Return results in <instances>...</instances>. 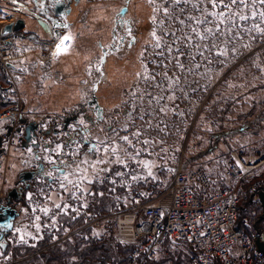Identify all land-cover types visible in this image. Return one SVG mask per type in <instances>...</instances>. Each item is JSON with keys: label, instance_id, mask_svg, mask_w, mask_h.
<instances>
[{"label": "rangeland", "instance_id": "obj_1", "mask_svg": "<svg viewBox=\"0 0 264 264\" xmlns=\"http://www.w3.org/2000/svg\"><path fill=\"white\" fill-rule=\"evenodd\" d=\"M157 12L151 34L141 38L142 73L126 100L112 102L110 113H75L50 125L34 177L19 185L26 163L18 155L15 179L0 185V213L15 211L0 223V264L21 263L44 249L12 262V250L3 254L11 241L37 248L48 237L47 247H53L87 231L111 236L112 211L137 192L163 189L186 159L200 158L193 165H207L222 186L228 184L222 175L230 149L248 161L264 157V123L261 131L232 137L220 149L207 148L206 138L213 124L235 126L243 115L263 113L264 2L158 0ZM85 153L92 155L80 160ZM112 162L108 184L104 173ZM15 182L18 194L12 196ZM104 199L113 205L97 215H111L98 229L86 227L84 211L95 214ZM70 212L73 222L61 230L60 218Z\"/></svg>", "mask_w": 264, "mask_h": 264}, {"label": "built area", "instance_id": "obj_2", "mask_svg": "<svg viewBox=\"0 0 264 264\" xmlns=\"http://www.w3.org/2000/svg\"><path fill=\"white\" fill-rule=\"evenodd\" d=\"M53 34L39 54L42 60L55 59L58 45H71L70 39L64 40L69 35L68 27H56ZM34 43L35 39L21 30L0 31V63L8 70L10 77L11 68L18 60L14 45ZM0 99L11 105L0 112V185L5 187L14 148L21 151L26 163L18 185L26 182L22 179L25 172L38 169L37 157L41 154L45 131L38 119L24 113L15 82L0 90ZM261 111L263 113L243 115L235 126L230 121L211 125L206 133L209 141L207 148L210 143L213 150L220 149L221 144L232 137L261 131L264 109ZM32 122L38 123V128L32 132L28 143L27 130ZM30 147L34 148L32 154L26 153ZM85 155L92 154L85 153L80 160ZM197 158L177 164L170 180L160 191L148 196L144 192H137L132 200L123 201L120 209L112 211V235L116 243L133 248L121 264H149L156 261L159 249L168 243L181 249L187 247L192 264H264V252L256 247V239L264 241V175L260 174L264 157L248 161L244 155L230 149L229 162L223 171L228 184L223 186H216L207 165H193L195 159L200 160ZM114 167V162L109 163L104 173V181L108 184L113 181ZM231 181L237 184L233 185ZM14 184L12 188L16 189V182ZM4 191L0 189V205ZM105 216L85 210V226L98 229L103 225Z\"/></svg>", "mask_w": 264, "mask_h": 264}, {"label": "crops", "instance_id": "obj_3", "mask_svg": "<svg viewBox=\"0 0 264 264\" xmlns=\"http://www.w3.org/2000/svg\"><path fill=\"white\" fill-rule=\"evenodd\" d=\"M151 1L0 0V31L21 19V31L35 39L34 44L14 45L18 60L11 68L12 78L0 63V90L15 82L24 113L38 119L44 136L47 131L51 135L46 131L50 125L75 113H110L111 103L124 102L141 76V38L151 34L153 17L155 23L158 18V0ZM59 26L68 27L71 45L55 59H40ZM10 107L0 99V111ZM18 155L20 159L21 151L14 148L7 182L8 178L13 182L22 166Z\"/></svg>", "mask_w": 264, "mask_h": 264}, {"label": "trees", "instance_id": "obj_4", "mask_svg": "<svg viewBox=\"0 0 264 264\" xmlns=\"http://www.w3.org/2000/svg\"><path fill=\"white\" fill-rule=\"evenodd\" d=\"M264 175V173H263ZM258 178H260L258 176ZM113 204L109 199H104L94 212L96 215L108 212L109 206ZM74 214L62 215L59 221L61 230H64L66 225H71ZM50 237L38 243V247L32 245L19 244L15 245L13 241L7 243V248L3 252L4 255H9L13 251V261L23 259L44 248L43 251L36 254L34 257L21 263L13 264H121L126 260L132 247H124L116 243L111 235L94 237L90 231L76 235L72 240L63 241L53 247H47L50 242ZM35 248V249H34ZM159 258L149 264H192L188 256V248L184 246L181 249L171 243L159 249Z\"/></svg>", "mask_w": 264, "mask_h": 264}, {"label": "water", "instance_id": "obj_5", "mask_svg": "<svg viewBox=\"0 0 264 264\" xmlns=\"http://www.w3.org/2000/svg\"><path fill=\"white\" fill-rule=\"evenodd\" d=\"M24 27V21L23 20H18L16 23L14 24H10L7 28H6V32H11V31H20L22 30ZM38 128V125L36 123H30L28 130H27V142L29 143L31 141V136H32V132L34 130H36ZM40 171V170H39ZM34 177V173L31 171H27L23 174L22 179L23 181H29ZM10 194L12 196L17 195V190L13 189ZM262 201H263V206H264V195L262 196ZM15 215V211L12 209L7 208L4 212V214L0 213V223L7 221V220H11ZM256 247L264 252V241L261 239H256Z\"/></svg>", "mask_w": 264, "mask_h": 264}, {"label": "snow or ice", "instance_id": "obj_6", "mask_svg": "<svg viewBox=\"0 0 264 264\" xmlns=\"http://www.w3.org/2000/svg\"><path fill=\"white\" fill-rule=\"evenodd\" d=\"M233 2H235V0H233ZM262 2H264V0H262ZM262 15H264V14H262ZM68 39H69V37H64V40H68ZM62 44H63V41H62ZM62 51H64V48L61 45H58L57 46V53L62 52ZM57 207H59V205H57ZM44 211L47 212V209H45Z\"/></svg>", "mask_w": 264, "mask_h": 264}, {"label": "flooded vegetation", "instance_id": "obj_7", "mask_svg": "<svg viewBox=\"0 0 264 264\" xmlns=\"http://www.w3.org/2000/svg\"><path fill=\"white\" fill-rule=\"evenodd\" d=\"M44 137H45V136L43 135V137H42L43 140H44ZM43 250H44V249H43Z\"/></svg>", "mask_w": 264, "mask_h": 264}, {"label": "bare ground", "instance_id": "obj_8", "mask_svg": "<svg viewBox=\"0 0 264 264\" xmlns=\"http://www.w3.org/2000/svg\"><path fill=\"white\" fill-rule=\"evenodd\" d=\"M79 232V231H78ZM65 240V239H64ZM70 240V239H69Z\"/></svg>", "mask_w": 264, "mask_h": 264}]
</instances>
